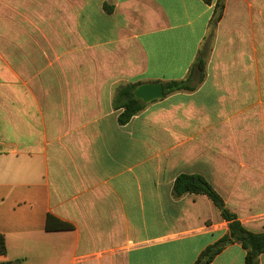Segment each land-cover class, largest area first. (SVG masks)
<instances>
[{
    "label": "crops",
    "instance_id": "0c3cea01",
    "mask_svg": "<svg viewBox=\"0 0 264 264\" xmlns=\"http://www.w3.org/2000/svg\"><path fill=\"white\" fill-rule=\"evenodd\" d=\"M216 2L0 0V264H194L229 226L206 195L175 194L181 175L264 234V0H226L196 91L126 125L113 104L186 79Z\"/></svg>",
    "mask_w": 264,
    "mask_h": 264
},
{
    "label": "trees",
    "instance_id": "16d2710c",
    "mask_svg": "<svg viewBox=\"0 0 264 264\" xmlns=\"http://www.w3.org/2000/svg\"><path fill=\"white\" fill-rule=\"evenodd\" d=\"M202 1L207 5L213 3V0ZM225 3L226 0H217L214 8L210 35L199 51L188 77L184 80L165 83V97L174 93L194 92L203 83L206 76L208 59L213 47L215 29L223 17ZM107 10L111 11L112 9L107 8ZM137 86L138 85L127 84L116 90L113 104L116 110L122 111L118 118L121 125L129 123L134 116L140 114L147 107L146 104L137 100L133 95V91ZM174 189L177 196L186 194L206 195L221 212L223 219L228 222V233L201 252L194 264H211L228 246L234 244L240 245L245 250V264H259L260 257L264 255V234H255L247 231L242 226L237 216L226 207L222 197L205 178L198 175H181L177 178ZM73 229L74 227L68 223L58 221L52 216L48 217V231H69ZM6 254V239L4 235L0 234V255ZM17 263L18 262H8L3 264Z\"/></svg>",
    "mask_w": 264,
    "mask_h": 264
},
{
    "label": "water",
    "instance_id": "95a60500",
    "mask_svg": "<svg viewBox=\"0 0 264 264\" xmlns=\"http://www.w3.org/2000/svg\"><path fill=\"white\" fill-rule=\"evenodd\" d=\"M133 95L137 100L147 105L154 101L164 99V85L162 83L141 84L135 88Z\"/></svg>",
    "mask_w": 264,
    "mask_h": 264
}]
</instances>
